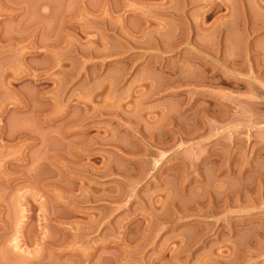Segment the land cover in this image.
Returning <instances> with one entry per match:
<instances>
[{"label": "rangeland", "instance_id": "rangeland-1", "mask_svg": "<svg viewBox=\"0 0 264 264\" xmlns=\"http://www.w3.org/2000/svg\"><path fill=\"white\" fill-rule=\"evenodd\" d=\"M0 264H264V0H0Z\"/></svg>", "mask_w": 264, "mask_h": 264}]
</instances>
